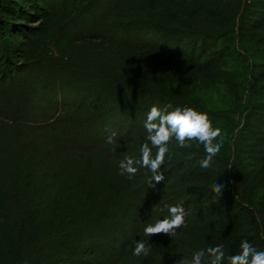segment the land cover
<instances>
[{"label":"trees","instance_id":"trees-1","mask_svg":"<svg viewBox=\"0 0 264 264\" xmlns=\"http://www.w3.org/2000/svg\"><path fill=\"white\" fill-rule=\"evenodd\" d=\"M1 88L0 264H191L243 240L264 251V0H0ZM153 105L206 112L223 139L207 169L202 144L173 139L157 196L145 168H119L139 158ZM58 112L52 126L26 123ZM39 131L54 144L33 147ZM173 205L185 225L146 237ZM137 240L147 256L133 255Z\"/></svg>","mask_w":264,"mask_h":264},{"label":"clouds","instance_id":"clouds-1","mask_svg":"<svg viewBox=\"0 0 264 264\" xmlns=\"http://www.w3.org/2000/svg\"><path fill=\"white\" fill-rule=\"evenodd\" d=\"M171 105L161 108L153 105L147 112L144 128L147 132V140L140 147V156L138 159L127 157L119 162L121 175L127 174L132 178L138 172V167L148 169L153 173V179L159 183L164 180V174L160 171L165 163L166 157L170 154L169 145L173 139L180 148L191 147L190 141L196 140L203 145L205 157L199 162L201 168L211 167L214 157H216L223 147L221 129L213 128L212 121L206 112H199L192 107H176L171 111ZM116 133L113 132L107 137V143L114 142ZM153 149H156L153 156ZM225 185L216 183L212 188L213 194L222 193ZM169 216L158 220L155 224H149L144 227V235L152 237L153 235L174 236L177 229L185 225L187 215L182 205H173L168 208ZM147 241L137 240L134 244L133 255L147 256L150 249L146 246ZM205 253L209 264H264V251L257 250L249 241L243 240L240 243V252L234 255H227L223 245L209 247L206 250L195 253L191 264H204ZM177 264H189L183 258L177 261Z\"/></svg>","mask_w":264,"mask_h":264},{"label":"rangeland","instance_id":"rangeland-1","mask_svg":"<svg viewBox=\"0 0 264 264\" xmlns=\"http://www.w3.org/2000/svg\"><path fill=\"white\" fill-rule=\"evenodd\" d=\"M29 27L31 28L30 31H32V33H35L39 28H42V24L40 23H29ZM84 33H89V32H92L91 30H88V29H84L83 30ZM52 32V31H51ZM82 38H85V36H82ZM153 40V39H152ZM159 42H160V39H157ZM10 45V44H8ZM16 44H14L15 46ZM21 48L22 49H26L23 45H21ZM7 50L9 49L6 48ZM27 53V52H25ZM14 55V54H12ZM13 61H17L15 58L12 59ZM23 62V61H22ZM3 91V89L1 88V91L0 93ZM60 113H56L54 117H50V115H48L47 117H45L44 119H37V120H33V119H27V124H29L30 126H32V128H37L38 130L42 127H45V126H52L54 123H57V116L59 115ZM5 119V118H4ZM8 120V119H7ZM1 122V121H0ZM8 122L10 123L11 121L8 120ZM36 129V130H37ZM52 134L53 133H46V132H42V131H39V132H32L31 134H28L26 135V139L32 143V146L35 147V148H43L45 146H52L54 144V140L52 138ZM263 135H260L258 138H260L261 140V137ZM39 142H42V144H39ZM154 156V155H153ZM95 161V158L94 160L90 159L89 162H94ZM72 162L73 164H78V163H81L82 161L80 159H72L70 161L68 160H64V161H61V163H70ZM90 169V172L92 170V168H89ZM79 171V170H77ZM160 171L165 175V172L167 171L164 166H162V168L160 169ZM138 175H142L143 176V182L145 184V186H147L148 184H151V182L154 183V187L152 186L151 189H155L157 191L156 193V196L163 191L164 187L168 186V183H167V179L157 183L154 181L153 179V173L151 171H149L148 169L138 173ZM115 175L113 173V170H112V166L110 163H108L107 161H103V166L102 168L100 169V172H99V179L102 180L101 182H108L111 180V178H113ZM91 184V183H90ZM90 184H87V186H89ZM86 186V185H85ZM109 187L112 189V190H118V183H115L114 185H109ZM66 196H71L73 195V192H66L65 193ZM155 200V199H154ZM100 237V235L96 234V237L95 238H98Z\"/></svg>","mask_w":264,"mask_h":264}]
</instances>
